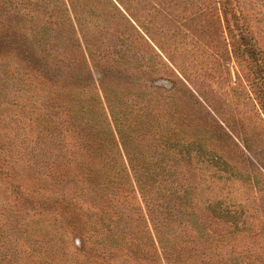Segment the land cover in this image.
<instances>
[{
    "label": "rangeland",
    "instance_id": "rangeland-1",
    "mask_svg": "<svg viewBox=\"0 0 264 264\" xmlns=\"http://www.w3.org/2000/svg\"><path fill=\"white\" fill-rule=\"evenodd\" d=\"M73 1L78 14L101 15L108 29L98 32L99 43L117 47L115 54L139 70L129 79L136 91H122L119 104L138 112L168 108L180 114L183 128L206 141L208 155H195L184 183L191 178L202 211L219 198L242 211L245 225L227 235L229 261L264 264V0ZM54 13L53 0H0V143L9 140L11 121L3 119L2 108L5 115L25 108L20 115L26 119L16 124L20 130L24 120L37 121L38 108H49L33 41ZM66 18L60 11L58 19ZM76 46L70 40L68 50ZM7 164L16 161L0 157V168ZM13 172L18 176L11 180L0 173V264H64L69 252L49 246L51 235L35 223L53 220L52 202L42 196L50 184L36 180L34 171L22 174L25 182ZM19 178L32 197H22ZM217 227L231 232L226 224L213 223ZM78 233L70 231V249Z\"/></svg>",
    "mask_w": 264,
    "mask_h": 264
},
{
    "label": "trees",
    "instance_id": "trees-1",
    "mask_svg": "<svg viewBox=\"0 0 264 264\" xmlns=\"http://www.w3.org/2000/svg\"><path fill=\"white\" fill-rule=\"evenodd\" d=\"M53 10V20L41 23L33 41L49 108H38L32 121L38 125L24 120V130L16 124L26 119L25 108L11 115L2 108L3 119L11 121L9 140L0 143V157L16 161L0 168L4 179L18 176L17 170L25 182L22 174L34 171L36 180L50 184L42 196L52 202L53 220L35 222L51 235L49 246L69 252L64 264H232L227 235L245 225L242 211L221 198L202 211L191 178L184 183L195 155H208L206 141L168 108L138 112L119 104L122 91H136L129 79L140 73L115 54L117 47L99 43L98 32L107 28L101 15L78 14L73 0H53ZM62 10L67 22L58 19ZM120 32L127 33L124 27ZM70 40L77 46L68 50ZM20 189L24 199L32 197ZM78 229L70 249V231Z\"/></svg>",
    "mask_w": 264,
    "mask_h": 264
}]
</instances>
